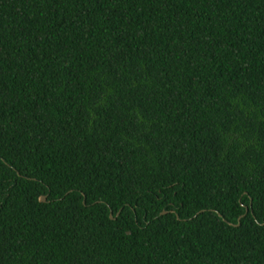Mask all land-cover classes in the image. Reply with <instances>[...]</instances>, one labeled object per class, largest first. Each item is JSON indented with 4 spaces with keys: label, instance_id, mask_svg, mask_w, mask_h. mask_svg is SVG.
Segmentation results:
<instances>
[{
    "label": "trees",
    "instance_id": "1",
    "mask_svg": "<svg viewBox=\"0 0 264 264\" xmlns=\"http://www.w3.org/2000/svg\"><path fill=\"white\" fill-rule=\"evenodd\" d=\"M0 264H264V0H0Z\"/></svg>",
    "mask_w": 264,
    "mask_h": 264
},
{
    "label": "water",
    "instance_id": "2",
    "mask_svg": "<svg viewBox=\"0 0 264 264\" xmlns=\"http://www.w3.org/2000/svg\"><path fill=\"white\" fill-rule=\"evenodd\" d=\"M39 202L41 204H44L46 202V199L45 198H41ZM161 215H164V213H162ZM109 218H110V215H109Z\"/></svg>",
    "mask_w": 264,
    "mask_h": 264
}]
</instances>
